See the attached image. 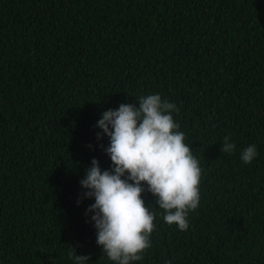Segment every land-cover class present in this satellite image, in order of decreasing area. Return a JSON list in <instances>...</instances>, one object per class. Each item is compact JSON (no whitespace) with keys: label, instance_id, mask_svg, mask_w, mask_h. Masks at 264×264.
<instances>
[{"label":"trees","instance_id":"16d2710c","mask_svg":"<svg viewBox=\"0 0 264 264\" xmlns=\"http://www.w3.org/2000/svg\"><path fill=\"white\" fill-rule=\"evenodd\" d=\"M148 94L179 109L200 201L181 231L143 185L156 227L131 264H264V0H0V264H115L80 180L112 166L102 113Z\"/></svg>","mask_w":264,"mask_h":264},{"label":"clouds","instance_id":"9594fccd","mask_svg":"<svg viewBox=\"0 0 264 264\" xmlns=\"http://www.w3.org/2000/svg\"><path fill=\"white\" fill-rule=\"evenodd\" d=\"M137 101L138 105L121 103L117 109L102 113L96 122L102 131L96 136L109 138L104 151L112 166L101 170L93 158L80 180L86 189L80 199L94 198L85 214L92 213L96 243L115 264L140 261L151 245L155 213L141 198L143 185L156 197L163 221L175 224L181 231L189 228L188 214L197 209L200 201L201 168L173 119L172 113L179 111L176 104L162 100L159 94L139 96ZM235 148L226 135L221 152L230 154ZM256 156V145L252 144L243 149L240 159L248 164ZM69 248L68 258L74 264H87V255H77L74 248Z\"/></svg>","mask_w":264,"mask_h":264}]
</instances>
